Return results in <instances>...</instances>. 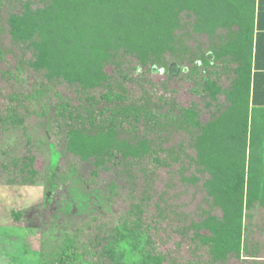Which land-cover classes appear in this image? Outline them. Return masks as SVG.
<instances>
[{"label": "trees", "instance_id": "1", "mask_svg": "<svg viewBox=\"0 0 264 264\" xmlns=\"http://www.w3.org/2000/svg\"><path fill=\"white\" fill-rule=\"evenodd\" d=\"M18 1L0 0V37L6 33L13 45L31 52L27 69L35 76L41 72L36 79L50 85L35 82L24 99L49 96L55 82L73 87L77 98L76 105L60 101L53 110L59 122L55 134L64 136L65 149L61 153L54 142L47 143L46 198L63 191L69 200L53 201L48 216L42 215L38 264H264L263 235L255 241L250 235L253 212L264 207V0H41L34 9L28 1L18 12L8 9ZM182 24L208 35L226 29L228 40L212 58L204 54L199 67L191 52L190 57L163 60L175 52ZM184 46L179 53H185ZM10 55L0 49V63ZM216 60L225 64L223 74L232 71L229 88H222L217 73L210 71ZM2 72L14 86L21 81L27 87L22 69ZM154 74L164 76L158 82L161 89L152 81ZM132 76L136 94L126 85ZM178 80L201 103L184 106L177 98ZM15 100L18 104L11 106L10 99L7 108L13 124L22 121L23 105ZM212 103L214 111L203 109ZM171 136L179 142L165 148L164 140ZM186 150L193 152L189 166L195 173L181 179L200 183L210 208L199 219L176 213L153 185L156 170L168 167V161L179 164L181 172ZM66 153L92 160L99 171L115 168L120 193L113 183L89 185L75 164L65 168L61 160ZM9 161L18 176L9 173L2 184H36L29 152ZM91 188L99 202H90L93 192L88 191L73 206L75 193ZM122 193L124 205L115 201L108 208L107 194L119 200ZM109 209L115 212L112 218L99 224L98 215ZM61 213L75 220H62ZM173 234L179 238L174 245L188 250L183 262L163 251ZM125 239L133 241L128 262L115 251V244ZM25 249L22 244L20 255H28ZM202 258L206 261L198 262Z\"/></svg>", "mask_w": 264, "mask_h": 264}, {"label": "rangeland", "instance_id": "2", "mask_svg": "<svg viewBox=\"0 0 264 264\" xmlns=\"http://www.w3.org/2000/svg\"><path fill=\"white\" fill-rule=\"evenodd\" d=\"M26 1L30 2L31 8L34 9L36 7H41V0H19L18 2L12 3L8 6L12 12H18L21 10L22 4ZM6 6V5H5ZM7 9V10H8ZM6 12V10H5ZM86 14H83L82 18H86ZM178 34H180V42L175 44L174 49L175 52L170 55H165V59L170 60L175 59L177 56L181 54H185L190 57L191 52L193 54H197V66H200L201 59L204 54H208V58H212L211 53H217L219 47L224 45L228 40V33L226 29H218L215 31L213 35H208L204 33H196L191 32L190 27L181 25V28L177 30ZM185 45L186 48L185 53H179L182 50L179 46ZM25 47L21 44L13 45L10 41V37L5 33L4 36L0 37V49L4 51L10 50L11 55L5 56V63H0V264H38L39 263V252L41 249V222L43 220V216H48L49 211H46L47 207L54 205L53 201L56 202L58 199H64L67 203V199L69 197H65L64 193L66 192H58L57 194H50L51 199L46 198L47 193V184L48 181L44 179L46 176V168L45 165L49 158V150L47 148V143H55L57 150L61 153L64 152L65 144H64V136L60 133L59 136H56V123H59L54 115L55 105H58L61 101L73 103L72 105L77 104V98L73 94V87H69L68 84L63 83V85H58L54 83V91L48 94L49 96L42 97L39 100L29 101L24 99L25 95L28 93L32 85L37 82V84L44 82V84L48 87V83L43 79L37 80L36 78L41 77L40 75L35 76L36 74H31V70H28L26 67V63L31 58V52L24 49ZM192 56V55H191ZM117 61V60H116ZM186 66V62H184ZM211 67L210 71H214L217 73L219 78V83L222 88L230 87V80L232 71H225L223 74V64L222 60H216ZM19 68L24 71V79L26 80L27 87L23 89V85L21 81H18L16 86L7 76L2 75V71L8 69L13 70V68ZM232 69V68H231ZM111 69L107 68L106 72H109ZM229 70V68H227ZM26 75V76H25ZM146 77V76H145ZM12 78V76H11ZM151 78V77H150ZM164 78L163 75L154 74L152 76V81L154 84L156 83V89L160 88V84L158 83ZM128 86V91H133L134 94L137 93L138 84L134 76H132V84H126ZM145 89H148V86L142 84ZM177 85V87H176ZM186 84L178 80L177 84H175V89L179 92L178 97L179 101L185 106L188 102L197 101L200 102V98L197 96H192V94H187L185 92ZM161 89V88H160ZM161 91H158V93ZM55 94V95H53ZM99 91L96 92V95L99 96ZM60 99L59 100V98ZM18 98L19 104L23 109H21L19 118L22 119L21 122L17 124H13L11 120L7 117L11 116L9 111L7 112L8 105L11 104L10 99H13V105L15 106ZM69 100V101H68ZM223 101L221 97L219 103ZM201 103V102H200ZM208 109L204 108L205 111H214L215 105H213ZM54 105V108L53 106ZM203 106V102L201 104ZM27 107V108H26ZM26 108V109H25ZM54 110V111H53ZM28 113V114H26ZM6 116V119H5ZM16 117V118H18ZM178 139L171 136L164 140V147L177 146L174 143L177 142ZM179 142V141H178ZM29 144L28 146L26 144ZM29 150V151H27ZM6 151V153H5ZM8 151V152H7ZM26 152L31 154L34 158L33 167L37 171V177L34 179L36 184L34 185H4V179L9 176L11 173V178L18 176L17 168L10 166V158L22 157V155ZM187 158L181 157V172L179 173L180 168L178 165H173L168 161V167H161L156 170L158 181L154 182L153 185L157 194L159 195L162 191L165 194L163 199L168 204H172L173 207L176 208V213H181L185 215H192L199 217H203L201 215V211L210 210L208 201H206L205 194L201 191L200 183L190 184L181 179V177L187 179L190 175L194 174L193 167L189 166V157H192L193 152L187 151ZM6 154V155H5ZM12 154V155H10ZM65 155V154H64ZM183 158V159H182ZM62 165L66 168L67 163L75 164L78 170L82 175L85 176V179L88 181L89 185H106L107 183H113L116 185V193L117 195L120 193V186H118L120 177L115 176L116 169L107 165L108 171H99L98 168L92 166V160L88 161H80L77 157L66 153V158L64 161L61 160ZM106 166V165H105ZM5 167L9 169L6 170ZM16 171V175L12 173ZM18 179V178H17ZM17 179L15 182H17ZM96 191L93 188L90 190H84L78 192L77 200L74 201L73 206H78V204L82 201L81 196L87 192ZM63 195H61V194ZM93 192L89 198L90 202L95 201L99 202L97 197ZM104 194V192H101ZM125 193H122L117 200L115 195L107 194L109 197L107 207L110 208L111 202L119 201L122 205L124 202L123 196ZM49 196V195H48ZM114 196V198H112ZM156 199V197H155ZM87 200V199H86ZM52 201V202H51ZM78 203V204H75ZM86 203V201H85ZM117 209V205H116ZM66 212L71 213V211L66 210ZM73 213V212H72ZM115 212L102 210V213L98 215V222L105 223L109 221L110 217L112 218ZM214 213H218L215 210ZM254 219L251 220L252 227L250 228L251 241L257 240L259 237L263 238L259 241V245L261 246L264 243V207L259 210L253 212ZM19 214V218L15 220L14 215ZM62 215V220H75L74 217H70L66 214ZM109 217H106V216ZM168 242H166L164 246L165 252L170 251L173 257L180 262L184 261L188 258V250L186 246L183 244L179 248L174 245V241H178V236L173 234L168 236ZM59 240H62L59 238ZM26 247V251H28V255H20L21 247ZM14 251V253H13ZM201 252H197V257H203ZM205 258L199 260L198 262L204 263ZM228 264H239L235 260H230Z\"/></svg>", "mask_w": 264, "mask_h": 264}, {"label": "clouds", "instance_id": "3", "mask_svg": "<svg viewBox=\"0 0 264 264\" xmlns=\"http://www.w3.org/2000/svg\"><path fill=\"white\" fill-rule=\"evenodd\" d=\"M132 248H133V241L129 239L118 241L115 244V251L117 252V254H123L126 262L133 259ZM139 259L140 257L138 256L135 257V260L137 262L139 261Z\"/></svg>", "mask_w": 264, "mask_h": 264}]
</instances>
